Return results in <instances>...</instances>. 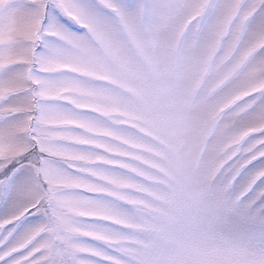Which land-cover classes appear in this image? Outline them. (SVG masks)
I'll return each mask as SVG.
<instances>
[{"label":"snow or ice","instance_id":"snow-or-ice-1","mask_svg":"<svg viewBox=\"0 0 264 264\" xmlns=\"http://www.w3.org/2000/svg\"><path fill=\"white\" fill-rule=\"evenodd\" d=\"M0 264H264V0H0Z\"/></svg>","mask_w":264,"mask_h":264}]
</instances>
